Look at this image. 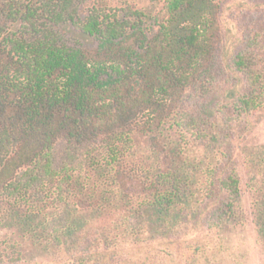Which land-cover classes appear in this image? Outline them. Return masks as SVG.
I'll return each instance as SVG.
<instances>
[{
    "label": "trees",
    "instance_id": "trees-1",
    "mask_svg": "<svg viewBox=\"0 0 264 264\" xmlns=\"http://www.w3.org/2000/svg\"><path fill=\"white\" fill-rule=\"evenodd\" d=\"M224 1L0 0V264H242L240 175L184 142L179 106L213 84ZM263 52L236 56L234 117L264 112ZM242 154L264 259V145ZM213 195L214 235L163 247L203 226Z\"/></svg>",
    "mask_w": 264,
    "mask_h": 264
},
{
    "label": "rangeland",
    "instance_id": "rangeland-1",
    "mask_svg": "<svg viewBox=\"0 0 264 264\" xmlns=\"http://www.w3.org/2000/svg\"><path fill=\"white\" fill-rule=\"evenodd\" d=\"M109 1L111 3H133L137 6L147 4V0ZM220 24L221 43L218 47L217 60L213 70L212 86L204 90H190L179 105L182 111L194 117L189 120L188 127L185 125L183 138L184 142L189 145L195 142L196 138H200L197 142L199 145L203 142L211 145V147L214 146L213 148L217 152L225 156V160L230 162L231 166L221 165L222 168H225L224 173L220 175L222 178L230 173L235 165L240 175L247 225L240 234L228 236V247L232 252H239V255L243 257L242 264H264L257 244L252 191L250 189V180L255 176L248 174L242 154V149L246 146L264 145V112L241 118L233 115V105L236 98L246 91V82L233 64L236 56L245 50L259 53V56L262 55L261 51L264 47V0H225L222 4ZM213 135L214 139L211 137ZM217 135L221 136L220 141L215 140ZM127 187L131 193L136 190L135 184H129ZM220 200H226V195L222 193ZM216 201L218 200L213 195L205 202L204 207L208 209L205 215L207 217L202 223L203 226L198 227L197 232L185 236L181 240L163 243V247L170 246L180 253L179 251H184L187 246L186 243L192 238L212 237L214 233L209 232L208 229L217 217L215 213L218 208ZM156 248L158 247L156 246ZM180 259H175V262L179 264L186 262L185 259ZM31 261H38V264H59L58 261L40 257ZM154 261L153 258L150 264H154ZM158 262L159 264H173V261L166 254H162ZM135 264H140V261L135 262Z\"/></svg>",
    "mask_w": 264,
    "mask_h": 264
}]
</instances>
